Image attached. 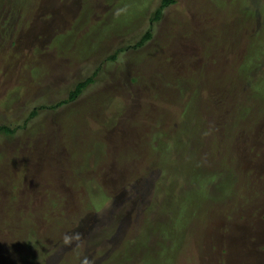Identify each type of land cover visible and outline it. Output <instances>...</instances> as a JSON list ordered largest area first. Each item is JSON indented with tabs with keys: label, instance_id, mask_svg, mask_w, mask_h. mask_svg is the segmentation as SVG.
Returning <instances> with one entry per match:
<instances>
[{
	"label": "rangeland",
	"instance_id": "1",
	"mask_svg": "<svg viewBox=\"0 0 264 264\" xmlns=\"http://www.w3.org/2000/svg\"><path fill=\"white\" fill-rule=\"evenodd\" d=\"M160 1L0 0V264H264V0Z\"/></svg>",
	"mask_w": 264,
	"mask_h": 264
},
{
	"label": "trees",
	"instance_id": "2",
	"mask_svg": "<svg viewBox=\"0 0 264 264\" xmlns=\"http://www.w3.org/2000/svg\"><path fill=\"white\" fill-rule=\"evenodd\" d=\"M171 2H173V0H161V1H160V4H159V5L157 6V8L154 10V13H153V15H152L151 20H155V19H157V18L160 16V14H161L162 9H163L165 6H167L168 4H171ZM150 37H151V32H150L149 29H147V30H146V31L140 36V38L135 42V45H134V46H141V45H143L145 41H147V40L150 39ZM113 57H115V54L110 55V58H111V59H112ZM95 74H96V73H95V71H94V72L92 73V75H95ZM92 81H93V76H88V77H86V78H84V79L78 81V82L75 84L74 88L71 89V90L69 91L67 98H64V99L59 100L58 102L52 103V104L49 106V108H50V107H51V108H54V107L56 108L57 106H59L60 103L68 102V101L74 99L76 96H78V95L84 90V88H86L87 84L90 83V82H92ZM244 107H245V106H244ZM35 113H36V111H35V109H33L32 111H30V115H29V117H31V116L34 115ZM14 130H15V128H11V127H9V126H7V125L0 124V132H5V133H9V134H11V133L14 132ZM63 132H64V131H62V132L59 133V136H61V138L59 139V140H60V141H59L60 143H57V144H59L58 146H60V144L63 143L62 141H67V139H68V135H69V137H71L70 133L66 132L68 135H65V134H63ZM62 145H63V144H62ZM7 201H10V200L7 199ZM10 215H11V216L13 215V211H10V212L7 214V216H10ZM5 223H7V222L5 221ZM176 238L180 241V239L177 237V235H176ZM22 241L25 242L24 240H22ZM180 242H181V241H180ZM145 255L148 256V257H150L149 254H145ZM164 256H165V255H164ZM150 258H151V257H150ZM10 260H11V259H10ZM11 261H12V260H11ZM162 262H163V261H162Z\"/></svg>",
	"mask_w": 264,
	"mask_h": 264
}]
</instances>
